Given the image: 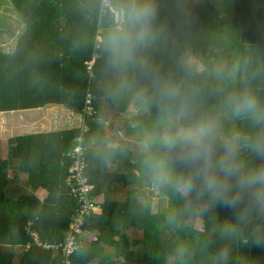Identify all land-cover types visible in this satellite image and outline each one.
<instances>
[{
	"label": "clouds",
	"instance_id": "9594fccd",
	"mask_svg": "<svg viewBox=\"0 0 264 264\" xmlns=\"http://www.w3.org/2000/svg\"><path fill=\"white\" fill-rule=\"evenodd\" d=\"M69 8L81 23L74 42L91 43L100 58L104 98L130 101L145 117L128 143L98 135L92 156L106 165L133 152L138 210L150 209L147 193L169 202L162 224L191 235L173 242L169 264H264L250 254L264 249V60L215 48L201 55L189 0Z\"/></svg>",
	"mask_w": 264,
	"mask_h": 264
},
{
	"label": "trees",
	"instance_id": "16d2710c",
	"mask_svg": "<svg viewBox=\"0 0 264 264\" xmlns=\"http://www.w3.org/2000/svg\"><path fill=\"white\" fill-rule=\"evenodd\" d=\"M9 2L22 30L10 49L0 48V149H6L5 156H0V264H11L14 245L20 254L32 256L31 264H39L40 258L49 260L51 247L65 239L75 210L83 205L71 195L74 182L67 181L76 145L83 148L88 163V196L100 212L91 210L84 216L76 237L82 239L86 231L95 237L75 249L69 264H169L173 242L191 239V235L171 232L162 224L167 208L138 210L133 201L138 171L135 161H130L131 151L111 160L115 168L125 170L116 178L126 186V195L120 200L110 192L112 179L107 164L95 160L92 146L87 147L92 135L94 139L101 135L97 119L103 110L121 113L134 104H113L104 98L98 87L101 61L95 47L74 42L81 23L69 8L70 0ZM189 3L191 44L201 55L215 48L225 57L258 54L264 60L263 31L255 29L252 20L253 15H264V0ZM95 39H99L98 32ZM86 94L90 96L89 112L84 105ZM48 104L66 108L62 118L67 126L61 127L56 112L46 119L49 130L36 132L40 126L37 120L24 124L14 114L19 109ZM70 111L74 116H69ZM137 113L128 121L137 120V124L124 126L128 134H137L144 124L145 117ZM10 160L17 162L12 174L7 172ZM22 174L25 188L14 182ZM38 188L45 191L40 200L34 194ZM13 189L18 191L16 197L8 195ZM219 211L223 214L226 210ZM250 254L264 262V249L252 248Z\"/></svg>",
	"mask_w": 264,
	"mask_h": 264
},
{
	"label": "rangeland",
	"instance_id": "374dc122",
	"mask_svg": "<svg viewBox=\"0 0 264 264\" xmlns=\"http://www.w3.org/2000/svg\"><path fill=\"white\" fill-rule=\"evenodd\" d=\"M22 30L21 21L17 17L15 11L12 9L9 0H0V48L3 50H8L12 47V42L18 35V33ZM17 117L20 116L21 113H14ZM137 110L134 105H130L127 110L124 112H117L112 110L111 108H106L103 110L102 115L98 117L97 121L99 123L98 129L101 131V135L113 137V141L116 144H124L128 143L132 140L134 135L136 134H128L125 132V125H129L130 127H134L137 124V120L128 123V121L137 115ZM93 141L90 142V146H92ZM6 149H0L1 156H5ZM11 161V168H8L7 172H12L17 167V162L14 160ZM130 161L134 162V153L132 152L130 156ZM115 165L111 162L107 164V169L110 174V178L112 179V184L110 185V192H114L112 195L116 197V199H124L126 195V186L120 184L116 178L121 175L125 170L121 166L119 168H115ZM8 195L12 197H16L18 195L17 191L9 192ZM148 199L151 201V209L153 211H157L158 209L168 208L167 201L163 198L160 200L152 193H147ZM101 197V196H100ZM97 212H100V208L97 209ZM53 250V249H51ZM55 251V250H54ZM56 252V251H55Z\"/></svg>",
	"mask_w": 264,
	"mask_h": 264
},
{
	"label": "built area",
	"instance_id": "2783aa9c",
	"mask_svg": "<svg viewBox=\"0 0 264 264\" xmlns=\"http://www.w3.org/2000/svg\"><path fill=\"white\" fill-rule=\"evenodd\" d=\"M89 101L90 96L89 94H86L85 102L89 107L86 106L85 110L88 112L91 108V106L88 105ZM70 115H73L71 111L69 112V116ZM71 156L73 159L68 167L67 181L68 183L74 182V185L70 188L71 195L76 198V202L83 203V205L75 210V215L69 223L65 239L61 243L51 247L60 255V264L70 263V257L82 242V239L77 238L76 234L81 231L80 226L84 221L83 218L89 213V211H95L97 208V204L88 196L89 187H91V185H89L85 173L87 162L83 156V148L80 145H76L72 149Z\"/></svg>",
	"mask_w": 264,
	"mask_h": 264
},
{
	"label": "crops",
	"instance_id": "0c3cea01",
	"mask_svg": "<svg viewBox=\"0 0 264 264\" xmlns=\"http://www.w3.org/2000/svg\"><path fill=\"white\" fill-rule=\"evenodd\" d=\"M252 20L254 23L253 24L254 28L259 29V27H260L263 31L262 37H264V15L262 17L257 16V15H253ZM257 31L258 30H256V32ZM65 110H66V108L61 106V105L48 104V105L38 107V108L19 109L16 111V113H21L20 116L18 115V119H20L21 123L22 122H24V124L29 123V121L31 119L37 120L39 122L40 126H38V128L35 129V131L36 132H44V131L49 130V124L46 123V119H48V117H51L52 114H55L56 112H58V115L60 116V119H58V122L60 125H62L61 127L67 126V124L64 123V120H63L64 118H62L63 116H65V113H64ZM47 111H49V112H47ZM49 114H50V116H49ZM96 136H98V135H96ZM91 137H92L91 141H94L95 139H94L93 135ZM88 142H89V140H88ZM87 147L89 149V143H88ZM0 156H1V154H0ZM14 171L15 170H13L12 172L14 173ZM12 172H9V174H12ZM87 174H89V173L87 172ZM24 177H25L24 174L17 176V181H14L15 184H19L20 187L25 188V185L22 184L25 182ZM14 190H16V189H13V191ZM34 194L40 200L45 196V191L42 188H38L34 191ZM98 200H101L100 196H99ZM93 237H95L94 233H92L90 231H86L84 233V236H83L82 245L89 243L90 240L93 239ZM12 250L14 252V256L12 257L11 264H20L21 262L25 263V264H31L32 263V261H31L32 256H29L27 254H20L21 251L17 245L12 246ZM59 260H60V255L57 252H55L54 250H51V253L49 255V260H46L44 258H40L39 264H53V263L57 264V263H60ZM88 264H95V263H88Z\"/></svg>",
	"mask_w": 264,
	"mask_h": 264
}]
</instances>
